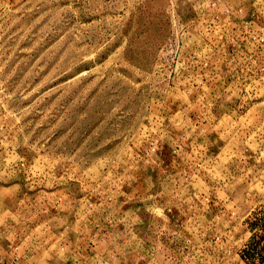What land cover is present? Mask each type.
Returning <instances> with one entry per match:
<instances>
[{
  "label": "rangeland",
  "instance_id": "obj_1",
  "mask_svg": "<svg viewBox=\"0 0 264 264\" xmlns=\"http://www.w3.org/2000/svg\"><path fill=\"white\" fill-rule=\"evenodd\" d=\"M0 264H264V0H0Z\"/></svg>",
  "mask_w": 264,
  "mask_h": 264
}]
</instances>
